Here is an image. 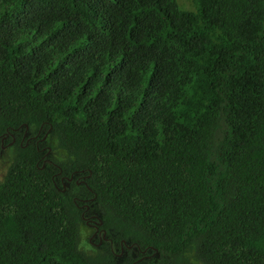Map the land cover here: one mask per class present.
<instances>
[{"label":"trees","instance_id":"trees-1","mask_svg":"<svg viewBox=\"0 0 264 264\" xmlns=\"http://www.w3.org/2000/svg\"><path fill=\"white\" fill-rule=\"evenodd\" d=\"M183 5L0 0V264H264V0Z\"/></svg>","mask_w":264,"mask_h":264},{"label":"rangeland","instance_id":"rangeland-1","mask_svg":"<svg viewBox=\"0 0 264 264\" xmlns=\"http://www.w3.org/2000/svg\"><path fill=\"white\" fill-rule=\"evenodd\" d=\"M184 0H177L178 6L182 9H190V7H185L183 5ZM12 150L8 149L6 145L3 146L2 150L0 151V180L2 179L3 175L5 174L7 168L9 167L10 163L12 162ZM81 237H80V247L82 249L88 248L89 245L87 244V240L89 242V239H87L88 235L91 234V228H88L86 226H82L81 229Z\"/></svg>","mask_w":264,"mask_h":264},{"label":"flooded vegetation","instance_id":"flooded-vegetation-1","mask_svg":"<svg viewBox=\"0 0 264 264\" xmlns=\"http://www.w3.org/2000/svg\"><path fill=\"white\" fill-rule=\"evenodd\" d=\"M25 137H23L24 139ZM35 137H29V138H25L26 139V142H28L29 140L31 139H34ZM22 139V140H23ZM10 140V141H9ZM5 141H8L6 144H4ZM17 141V138L15 136H13L12 134H9V135H5L1 140H0V145L1 147L3 148L4 145H6L8 148L12 147ZM69 180H72V179H69ZM78 183V182H77ZM88 210L85 209V211L83 212V218L84 220L86 221L87 225L89 227H92L93 228V234L91 235L92 238H94L96 235H98L99 237L102 235L103 239L104 240H107L105 239L104 237V233L99 229V225L97 222L98 218L97 216L95 215H91V216H86V212Z\"/></svg>","mask_w":264,"mask_h":264}]
</instances>
